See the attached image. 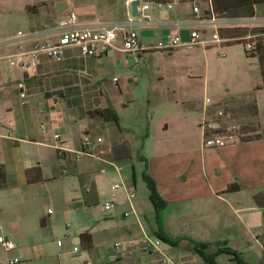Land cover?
<instances>
[{
    "label": "crops",
    "instance_id": "crops-1",
    "mask_svg": "<svg viewBox=\"0 0 264 264\" xmlns=\"http://www.w3.org/2000/svg\"><path fill=\"white\" fill-rule=\"evenodd\" d=\"M126 1L0 0V54L16 55L30 50L36 43H56L73 28L68 23L71 13L76 14L77 25L84 28L98 29L124 20L132 12ZM138 1L141 6L145 5L143 0ZM256 2L254 8L251 6L255 16L245 17L255 21L250 28L252 25L264 27V0ZM196 5L199 6L175 2L167 11L158 6V11L149 14L145 12L151 9L144 11L143 17L151 20V25L144 22L138 27L142 50L137 54L110 49L99 56L85 58L80 49L73 46L66 49L61 61L43 55L29 72L6 67L0 73V166L6 175L4 187L0 188V243L8 239L15 245L11 251L0 247V264H7L14 258L19 260L18 264H149L152 260L161 264L170 250L175 253L173 249L183 250L178 263L205 264L192 249L190 240L198 239L186 234L195 236L228 230L236 224V215L242 230L255 223L256 198L264 197V88L254 92L253 97L262 137L222 148H205L201 123L209 109L212 111L219 102L227 100L223 98L206 109L201 107L198 112L175 116L168 125V131L173 126L175 132L172 142L157 144L147 157L139 156L155 183L159 203H165L159 220L150 195L151 209L146 202L136 204L125 198V193L128 197L129 190L134 191L133 186L137 185L135 175L131 184L127 174L120 175L115 166V177L121 181L125 193H113L110 200L117 201L118 206L110 221L103 224L106 231L111 230L122 242L131 243L142 241L146 235L157 237L156 233L162 229L171 238L181 239L178 246L170 245L171 248L166 249L164 245L169 244L163 242L159 252L132 247L124 257L115 259L112 256L115 243L99 246L94 233L76 229L72 237L71 231L67 236L71 239L68 254L74 257L72 260L61 250L64 243L58 245L60 249L51 247L54 226L60 216L45 215V202L59 206V199H62L65 209L57 212L62 217L82 205L91 207L97 201L100 186L95 183L96 191L93 192L89 188L81 189L80 185L86 176L98 169L99 161L95 160L97 169L92 165L86 167L72 153L91 135L87 126L104 125L100 117L89 113L106 107L116 111L136 100L133 93L141 86L144 73L140 65L142 56L174 36L188 43L194 30L207 26L197 24L200 16L194 13ZM200 9L203 15L202 7ZM254 36H264V33ZM154 41L159 43L154 46ZM122 46L123 34L120 33L116 47ZM184 48L193 47L178 49ZM136 55L140 59L138 66ZM258 71L257 76L254 74L260 79L256 86L254 84L249 90L239 89L230 97L252 94L262 83L260 64ZM18 84H22V88ZM56 132L63 134L64 147L69 151L63 156L59 155L52 138ZM117 145L129 148L132 159L131 143L124 138L114 141L101 153H111L109 161L117 162L120 158L113 154ZM233 184L241 189L227 192ZM245 204L248 206L243 208ZM125 213L129 215L126 217ZM120 217L127 220L126 223L120 225L117 220ZM147 228H151L153 234ZM74 244H80L89 253L73 255Z\"/></svg>",
    "mask_w": 264,
    "mask_h": 264
},
{
    "label": "rangeland",
    "instance_id": "rangeland-1",
    "mask_svg": "<svg viewBox=\"0 0 264 264\" xmlns=\"http://www.w3.org/2000/svg\"><path fill=\"white\" fill-rule=\"evenodd\" d=\"M149 5L151 11L145 12L146 14L159 10L156 5ZM164 10H168L167 5H165ZM253 26L250 28V26L245 25L239 27V29H246L248 32L253 29L258 33L264 32V27ZM137 31H141V29L137 28ZM200 32L201 39L208 41L206 46L198 45L192 49L174 50L159 47L142 56L140 65L144 73L141 78V86L136 93H133L136 100L127 103L126 107L120 106L117 108L115 113L118 116V122H104L103 126L98 125L92 128L87 126L88 129H91L89 139L95 142V152L100 159L89 155H83L79 158L81 162L86 164V167L92 165L97 169L98 164V169L86 176L85 182L82 186L80 185V188L83 190L89 188L94 192L96 191L95 183L100 186L96 205L93 204L91 207L82 205L69 212V214L64 213L62 217L57 215L58 211L65 209V203L62 199H59L61 201L59 206L54 202L49 203L46 201L45 207H43L45 215L53 213L52 217L60 216V219L56 221V226H54L56 231H54L51 247L54 250L60 249L58 248V240L62 241L64 247L61 250L67 254L66 258L71 260L74 258L68 254L71 239L67 236L70 234L72 237L76 229L94 233L99 246H109L116 242H122L118 235L111 230L106 231L107 227L103 225L106 221H110L112 214L117 210L116 207L111 211H104L102 209L103 204L110 200L114 194L124 192L121 181L115 177L116 167H118L120 175L127 174L131 184L135 175L137 185L136 187L133 186L135 197L132 200L136 204L146 202L148 208L151 209L150 190L144 179L146 163L139 156L147 157L157 147V144L163 143L166 145L172 142L175 132L173 126L168 131V125L172 124V119L175 116L188 115L194 111L198 112L201 107L206 109L217 100L227 98L215 107L227 105L234 122L240 126L242 125V128L248 126V124L256 127L258 120L249 113V107L251 108L254 105L252 95L254 90L250 95L230 96L239 89L249 90L254 84L256 86V82H260V79L254 77L259 72V60L247 56L245 44L250 42L255 48L258 43L264 44V36L248 35L241 37L245 38L244 40L217 43L211 41L215 32L214 26L202 27ZM157 42L154 41L152 44L156 46L159 43ZM164 44L162 42L159 45ZM199 47L201 49H198ZM207 99H210L212 103H207ZM216 108H212V111ZM99 137L103 140L101 144H97ZM123 138L131 143L132 159L117 162L109 161L111 153L102 154L101 150H108L114 141ZM81 150L82 147L78 149V151ZM95 160L99 162L97 163ZM101 160L106 161L101 162ZM116 184H119L121 188L117 192H113L112 187ZM125 198L128 200L126 193ZM247 206L245 204L243 208ZM254 207L256 208L255 223L246 230H242L237 224L236 219L239 216L236 215L234 216L236 224L228 230L220 229L212 233L195 235L196 237L190 234L186 235L189 238L198 239V241L203 240L202 242L212 243L213 245L209 248L208 253L216 252L219 243L227 242L232 250L241 253L242 258L247 263L264 264V208H260L256 204H254ZM48 210L50 211L48 212ZM117 220L120 225L127 221L122 217ZM147 230L153 234L151 228H147ZM68 231H71V233L68 234ZM106 232L109 234H106ZM255 234L258 235L257 238L254 236ZM168 246L170 245H164V248L170 249L171 246L170 248ZM72 248H74L73 255L75 256L81 253H89L80 244H74ZM75 248L79 251L77 254ZM173 250L175 253L170 250L167 254L166 263L181 264L178 263V258H181L183 250ZM149 264L155 263L152 260ZM218 264L235 263L231 257L222 255L218 258Z\"/></svg>",
    "mask_w": 264,
    "mask_h": 264
},
{
    "label": "built area",
    "instance_id": "built-area-1",
    "mask_svg": "<svg viewBox=\"0 0 264 264\" xmlns=\"http://www.w3.org/2000/svg\"><path fill=\"white\" fill-rule=\"evenodd\" d=\"M133 0H127L126 5L131 7ZM161 9L165 6L156 5ZM172 7V5H167ZM149 4L139 6V17H133L131 13L128 14L126 19H119L113 23L104 25L98 29L84 28L77 25V18L75 13H71L68 23L73 25V28L64 33L56 43L39 44L36 43L30 50L18 52L16 55H2L0 54V73L4 71L6 67L14 68L18 67L23 72H29L33 70L36 63L41 56H46L54 61H61L64 57L65 51L69 47H78L83 57H96L103 53H106L110 49H117L123 53H139L142 49L139 42V35L137 28L142 23L151 25V20L143 17L144 11L150 9ZM194 13L200 17L196 21L199 25H211L214 26L215 32L212 35L213 42L227 43L235 40H244L245 38H222L220 35L221 29L239 28L245 25L251 26L255 21L253 19L238 18L228 19L221 18L218 15L212 13L210 16L205 17L201 13L199 6H194ZM140 19V20H139ZM220 27V28H219ZM123 34V46L116 47V41L119 38V34ZM208 41L201 39V32L199 29L194 30L191 33V39L188 43H183L179 36L171 37L164 45H161L163 49L174 50L182 47H194L198 45L206 46ZM246 49L249 52L255 53V48L248 42L246 43ZM139 57L136 55L135 64L138 66ZM19 88H22V84H18ZM24 94L20 93V97L24 98ZM207 103H212L210 99H207ZM204 118L201 123V129L203 131V146L205 148H222L230 145H236L244 142L243 134L241 132V126L233 121L232 113L228 109L227 105H220L218 108L211 111ZM210 115V117H209ZM54 142H56L59 155L63 156L69 151L64 147L65 139L60 132L53 133L52 136ZM102 138L97 139V144L102 142ZM81 151H72L73 155L79 159L83 155L95 156V142L86 137L81 142ZM120 188L119 184L112 187V191L116 192ZM135 197V192L129 190L128 199L132 200ZM118 206L117 201L109 200L103 204L104 211H111ZM129 213H125L127 217ZM257 237V236H256ZM163 241L158 237L145 236L142 241L139 242H117L112 247V256L116 258H122L128 253V249L131 250L145 247L149 252H159ZM58 245H62V241H58ZM0 247L5 251H11L15 248L12 241L4 239L0 243ZM78 249L75 248V252ZM167 255H164L161 264H165ZM17 258L11 259L7 264H18ZM174 264V263H166Z\"/></svg>",
    "mask_w": 264,
    "mask_h": 264
},
{
    "label": "trees",
    "instance_id": "trees-1",
    "mask_svg": "<svg viewBox=\"0 0 264 264\" xmlns=\"http://www.w3.org/2000/svg\"><path fill=\"white\" fill-rule=\"evenodd\" d=\"M143 2L145 4L162 5V6L172 5L175 2L192 3L194 5L198 4L200 7H202L203 16L208 17L212 13H214L221 18H228V19L254 17L255 10H253V8H254V5L258 4L256 0H253L251 2H248V0H177V1L175 0H143ZM255 32H256L255 29L250 30L248 32L246 29H239V28H228V29L220 30L222 38H236V37L240 38V37H246L248 35L258 34V32L256 33ZM239 43H244V42H239ZM246 54L248 57L258 58L259 60L262 83L255 88L254 92H256L257 90L264 88V44L258 43V45L255 47V53L249 52L246 49ZM252 95L254 97V94ZM249 113L250 115H252V117L257 118V108L255 104L251 108L249 107ZM89 114L100 117L105 123L118 122V116L116 115L112 107H106L103 109H99L94 112H90ZM241 132L242 134L245 135L244 141L262 137L259 123L256 124V127L251 124H248V126L242 128V125H241ZM113 154L117 155L115 156V158H120V159H117V161L131 159L130 149L125 147L124 145L115 146ZM5 177H6L5 172L2 166H0V188L4 187ZM144 179L148 184V187L150 190V198L156 208L157 218L159 220L160 212L163 210L165 203L164 202L159 203L158 201L159 195L157 193L155 183L148 176L147 172H145L144 174ZM240 189L241 187L238 184H233L229 187L227 192H237ZM156 236L159 239H161L163 242L171 246H178L181 243L180 238L173 239L169 235L165 234L162 229L156 233ZM190 241L192 242L193 251L203 258L205 264H218V257L221 255H227L231 257L232 261L235 262V264H249L242 258L241 253H239L238 251L232 250L225 242L218 247L216 252L208 253V250L211 247V244L198 242L192 239ZM90 242L91 240L89 241V245H90Z\"/></svg>",
    "mask_w": 264,
    "mask_h": 264
},
{
    "label": "water",
    "instance_id": "water-1",
    "mask_svg": "<svg viewBox=\"0 0 264 264\" xmlns=\"http://www.w3.org/2000/svg\"><path fill=\"white\" fill-rule=\"evenodd\" d=\"M139 6H140V2L138 0H135L131 3V14L133 17H139ZM256 203L258 205V207L260 208H264V197L263 195H260L259 198H256Z\"/></svg>",
    "mask_w": 264,
    "mask_h": 264
}]
</instances>
